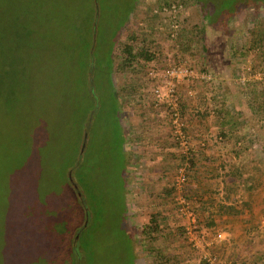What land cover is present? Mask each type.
Here are the masks:
<instances>
[{"label":"rangeland","instance_id":"1","mask_svg":"<svg viewBox=\"0 0 264 264\" xmlns=\"http://www.w3.org/2000/svg\"><path fill=\"white\" fill-rule=\"evenodd\" d=\"M98 2L100 5L105 3L107 8L104 14L107 23L101 29L108 43L104 40L97 48L90 69L83 76L76 71L83 60L76 32L80 27V16L90 8L91 1L13 2L17 7L21 6L20 12H15V6L10 13L11 27L17 26L18 31L12 45L18 48L16 55L27 59L25 68H22L27 74L23 88L27 109L25 119L17 120L22 125L15 128L10 127L13 118L9 113L0 112V264H55L52 245L55 227L60 216L65 218L67 213L73 215L76 206L75 203L72 205L66 182L58 184L59 175L52 171L46 178L45 174L42 175L41 166L58 163L61 170L65 165L60 154L64 150L72 155L77 128L67 125L76 119L85 125V141L80 143V152L88 149L95 161L97 156L103 157V149L106 152L107 160L99 167L102 172L101 186L107 180L101 206L106 204L105 198L116 196L118 199L119 194L111 190L109 181L118 184L120 178L116 177L117 171L128 164L124 167L128 178L120 183L125 181L127 210L124 222L133 238L135 255L133 259L128 253L124 236L118 231V222L115 225L117 219L113 218L105 232L95 233L93 239L91 236L88 240L87 247L90 251L95 250L92 254L86 252L87 264H159L158 255L177 257L178 261L170 264H212L207 259L214 257L216 264H264V238L259 241L257 232L250 233L245 228V224L250 222L241 218L239 222H231V225L224 221L217 226L211 216L215 201H227L226 198L230 200L233 196L234 210H244L247 209L242 200L244 197L252 194L264 196V0H218L216 12L214 0H206L207 4L200 0H183L184 9L179 21L184 30H179L176 37H171L169 32L174 15L160 9V0ZM8 3V0H0L4 6ZM130 6L132 9L129 11L126 8ZM210 6H214L211 9L213 22H209L206 15ZM127 12V20L115 37L112 34L114 28L111 29L108 24L111 25L112 21L118 23L117 17H123ZM15 16L16 25L13 24ZM130 34L138 36L131 51L127 48L131 43ZM148 39L157 42L150 44ZM109 49L114 63L111 74L119 92L118 103L110 96L113 92L106 76L112 71ZM134 54L139 55V62L145 65L139 74L144 86L139 101L122 94V86L126 85V81L131 82L133 75L124 78L125 74L119 73V63ZM179 63L188 66L192 70L191 75L170 77L168 72ZM83 79L93 81L99 99L90 94L91 86L85 89ZM170 83L175 86L173 97ZM156 89L160 90V99ZM170 98L177 104L175 108L183 122L186 143L177 139L173 125L174 143L165 151L168 156L164 159L155 144L141 152L140 148L144 145H139V136L134 130L142 122L143 114L150 109H156L159 118L172 117L174 108ZM91 99H94L93 103ZM222 103L231 112L237 126L236 135H231L228 141L223 139V131L220 132V124L216 121L215 110ZM183 104H187L191 111L184 113ZM210 108L208 118L193 113L199 110L202 114ZM85 112L90 114L86 119L83 116ZM23 124L26 131H19ZM128 124L132 132L126 128ZM24 132L27 134L26 145L23 139L20 141ZM205 134L207 137H203ZM151 135L143 140L153 142ZM169 138L171 140L170 136L167 140ZM218 141L229 145L227 155L212 152ZM19 142L26 148L30 146L27 152L32 156L17 170L12 169L16 164L11 165L6 152ZM132 154L138 156L133 158ZM188 154L190 159L191 156L196 157L194 167L183 159ZM222 161L229 164L228 169L241 166V175L230 178L224 175V168L220 176L223 187L219 192L208 193V190L199 189L197 175L201 182H205L203 179L214 181L209 173ZM170 163L174 166L170 167ZM164 164L167 170L164 169L166 174L162 176L161 167L164 168ZM201 164H205L206 168L197 174ZM39 173L43 180L39 179ZM159 175L162 176L159 179L162 185L156 182ZM31 176L35 177L34 180L30 179ZM70 176L75 183L73 175ZM183 176L184 185L181 184ZM168 181L175 185L176 190L170 187L165 193L161 188ZM228 181L239 186L233 190L225 185ZM246 182L251 183L249 187ZM52 184L62 195L54 196V191L47 193ZM96 185L98 183L94 182L93 187ZM159 195L164 198L162 202H159ZM202 201H206L208 209L200 204ZM119 211L116 207L114 215L117 218ZM157 211L161 213L159 240L151 241L143 226ZM261 221L264 223V218ZM233 227H243V233L237 237L229 230ZM218 233H223V239L217 238ZM238 238L242 241L235 248Z\"/></svg>","mask_w":264,"mask_h":264},{"label":"trees","instance_id":"2","mask_svg":"<svg viewBox=\"0 0 264 264\" xmlns=\"http://www.w3.org/2000/svg\"><path fill=\"white\" fill-rule=\"evenodd\" d=\"M9 3L8 5L4 6L3 4H0V112L4 111V113H9V116L13 118L11 126L14 127L18 126L20 127L22 123L18 122L17 120H24L26 117V109H25V92L23 91L24 88V83L26 81V76L27 74L23 71L25 68V63L27 62V59L24 57H21L20 55H16L15 50L18 48L14 47L12 45L14 40V36L18 33L16 32V27H11V15L10 11L12 8H15V12H20L21 6L18 5H13L14 0H8ZM91 1V6L90 8L84 10L82 12V16H80V27L77 29V45H78V50H83L81 52L82 54V61H80V66L78 68L82 76L87 74L88 69H90V65L93 62L95 52H97V48L101 46L104 42L108 43L107 37L105 35L104 37V31L103 28L101 27L107 23V19L104 17L105 10L107 11L105 3L98 2V0H90ZM177 0H160L159 2V7L162 10L164 7H169L172 3H174ZM183 1V0H179ZM205 2L206 0H200V2ZM215 3V9L214 6H210V8L207 11V16L209 19V22L214 21L213 15H211V9H214L215 12L217 11V6L219 4L218 0H214ZM183 3V2H182ZM217 3V4H216ZM212 5V4H210ZM241 7V5H240ZM127 10H131L132 7H127ZM128 11V12H129ZM128 12L123 16V17H117L118 23L116 21H112L110 28L113 29L114 31L112 34H115V37L118 34V31L122 27V25L125 23L127 20ZM17 17L15 16L13 19V24L16 25L17 23ZM109 22V21H108ZM169 27V26H168ZM184 26H182V30ZM180 29V30H181ZM114 37V40H115ZM130 39V45H128V50L131 51L134 48L133 43L138 40V36L134 34H130L129 36ZM257 40V39H256ZM95 47H94V42ZM150 44H156V40H149L147 41ZM111 43V48H112ZM146 45L145 47H147ZM95 50H94V49ZM110 51V67L112 71H110V75H106L108 78V83L111 86V98L112 100L116 101L118 103V98H119V92L117 91L115 82H114V77L113 74V69H114V63L112 61L111 57V49ZM140 56L139 55H130L125 58L124 61L119 63V73L125 74L123 77L125 78L126 75H133L132 81L127 82L126 85L122 86V94L128 96H132V99L135 101H139L142 98L140 97V93L142 89L144 88L143 83L140 81V75L142 73L143 67L145 66L142 64L140 61ZM23 68V69H22ZM75 68V67H74ZM94 68V67H93ZM95 69V68H94ZM110 69V70H111ZM207 71V70H206ZM208 72V71H207ZM127 77V76H126ZM127 79V78H126ZM85 89L90 88V94L92 97H96V100L100 98L99 95L95 92V87L93 81L83 79ZM97 88V87H96ZM113 94V96H112ZM121 94V93H120ZM92 103L94 99L90 100ZM95 104V103H94ZM2 107H6V109H2ZM216 107V106H215ZM93 109V108H92ZM212 110H215L212 106ZM7 111V112H6ZM182 111L184 113L191 111L188 108L187 104L182 105ZM205 111V110H204ZM203 111L202 114H200L199 110L194 111L193 113L201 115L203 118H208L210 115V110H206L205 112ZM215 113H217L218 118H222L221 124L223 128L226 130L229 129L233 122L232 114L230 111L225 109V104H221L220 108H216ZM79 115V114H76ZM90 114L85 112L84 117H88ZM14 117H17L16 119ZM76 118V116H75ZM79 120V119H78ZM77 119L72 123L67 126H73L72 129H76V140L74 143H72V148H74L72 155L69 154V152L65 153L64 150H62L60 157L66 162L63 163L61 167V170L58 166H60L58 163H50L48 165H42L41 170H42V175L45 174V177L47 178L50 175V172L52 171L55 174L59 175V182L60 184L62 181L66 182L67 187H69L70 192H71V201L72 205L75 203L76 209L73 213L71 214H66V217H61L60 216V221L59 224L55 227L56 234L54 237H52V245L54 249L53 253V258L55 261V264H87L86 257L87 253L92 254V250L87 247L89 244L88 240L90 237L93 236L94 234L102 231H106L107 225L111 222V220L117 219L115 222V225L117 224L118 226V231L121 232L122 237L124 236L125 242L128 247V253L131 254V257L133 259L135 258L134 251H133V238L131 237L130 233L127 230L126 224L124 222L125 214H126V193L124 192L125 189V181L122 182L124 179L128 178V175H126V171L124 170V167H120V169L117 171L116 177L120 178V182L118 184L113 183L111 181V190L114 192H117L119 194L118 199L116 200V196H111V198H105L106 204L103 206L102 202L100 203L101 197H104L103 193L104 192V187L107 185V180L103 182V185L101 186V178H102V172L99 167L102 165V163H105L107 160V156L105 157L106 152H104L103 149V157L101 155L97 156V159L95 161L94 157L91 158L90 154L88 153V149L84 151V153L80 152V143L81 141H85L84 139V129L85 125L83 121H78ZM79 123V125H77ZM82 124V126H80ZM65 126V125H64ZM21 130L26 131V126L23 124V127H21ZM1 132V131H0ZM229 132L228 131H223V139L226 141L229 140ZM21 135V134H20ZM23 137L20 139V141H24L25 145L27 144V134L22 135ZM126 140L128 141V136H126ZM126 144V142H125ZM124 144V145H125ZM121 147V151L124 150L123 146ZM30 148V146L28 147ZM26 146H22V143L19 145L15 144L13 146V149L11 151L6 152L7 157L10 160V163L12 165L16 164L15 167L12 169H17L20 170L22 165L27 162L29 158H31L32 154L27 152ZM32 148V147H31ZM127 150V149H126ZM14 151V152H13ZM5 155L6 153L3 152ZM27 153V154H25ZM35 155V154H33ZM189 155V156H188ZM184 155L183 159L187 160L189 162L190 167H194L196 165V157L191 156L190 159V154ZM110 157V156H109ZM8 160V161H9ZM15 160L16 162H13ZM122 162V161H121ZM127 164V163H126ZM58 165V166H57ZM229 167V164H226V162H222L221 166ZM120 166V165H119ZM126 166V165H124ZM238 168H230L227 172H225L224 175L226 176H231L235 177L238 175H241V166H237ZM97 168V169H96ZM53 169H57L56 171H53ZM244 169V168H243ZM122 171V172H121ZM73 175L75 179V183H73L71 180V176ZM189 176V174H187ZM56 176V175H55ZM34 176H31L30 179L34 180ZM107 179V177H105ZM109 178V176H108ZM39 179L43 180V177H41L39 173ZM65 179V180H64ZM94 182H97L98 185L93 187ZM120 183V184H119ZM123 187V188H122ZM50 189L47 191L53 192L54 196H58L57 194H61V191H57L58 189L52 184V187H49ZM103 188V190H102ZM172 189L175 191L176 187L175 185L172 186ZM207 192V190L205 191ZM204 194V193H203ZM64 195V192H63ZM114 197V198H113ZM200 204L205 206V209H208L206 207L207 203L202 201ZM74 207V206H73ZM118 208L120 211V216L117 218L115 214V208ZM221 210V208H218ZM215 210L211 212V216L215 217L219 211ZM223 210V209H222ZM154 216L150 219V222L148 224H145L143 226V231L144 233L151 238V241H158L159 236L158 234L160 233V228H161V222H160V217L161 213L159 211L156 212V214H153ZM103 221V222H101ZM212 224V223H211ZM155 234V235H154ZM5 250V249H4ZM176 258V259H175ZM82 259V260H81ZM84 259V262H82ZM157 260L159 261V264H170L172 261H178L177 257L171 256L167 258L166 256L163 255H158ZM163 260V261H162ZM90 262V259H89Z\"/></svg>","mask_w":264,"mask_h":264},{"label":"crops","instance_id":"3","mask_svg":"<svg viewBox=\"0 0 264 264\" xmlns=\"http://www.w3.org/2000/svg\"><path fill=\"white\" fill-rule=\"evenodd\" d=\"M157 106L158 105H156V107ZM160 106H161V104H160ZM156 112H157L156 109H155V111H152L150 109L149 112L144 113L142 122H140L139 124H137L135 126L134 131L136 132V135L139 136V139H138L139 145H142V144L144 145V146H141V148L139 146L140 151L143 150L145 147L147 148V147L151 146V144H155V147L156 148L158 147L157 150L161 152L160 155L163 156L164 159H167V156H168L167 153L168 152H165V151H167L169 149L170 144L172 145L174 143L172 140V139H174L173 120H172L171 116H166V118L164 117V119L159 118V115L156 114ZM145 120H147V121H145ZM164 120H166V121H164ZM216 121L218 122V124H220V128H219L220 132L221 131H228L229 132L228 135L230 137H232L231 135L236 133V132H234L235 129L237 128L236 124H234L235 120H233L232 124H230L231 125L230 130L229 129L226 130L225 128H223V126L221 124L222 118L217 117ZM156 122H161V124L156 123ZM164 122L166 123V125L164 124ZM129 125L130 124H128V126H126V128L130 132H132V130L129 129L130 128ZM217 127H218V125H217ZM146 128H149V129H146ZM168 133H169V135H167ZM148 134H149V136L152 134L151 138H153V142L150 139H144L143 140V138H145V136H148ZM169 136L171 137V140H170V138H169V140H167V137H169ZM203 137H207V134H205ZM221 138H222V136H221ZM136 143H138V142H135V144ZM228 150H229V145L227 143L218 141V144L215 145L212 152L217 154V155H220V156H225L228 154ZM249 150L251 151L250 147H249ZM132 155H133V158H136L138 156L136 154H132ZM171 155H173V154H171ZM126 165H128V164H126ZM201 165L202 166H200L197 174L202 172L201 169L206 168L205 164H201ZM162 166L164 168L161 167V170H162L161 175L164 176L166 174V173H164V169L167 170V165L164 164ZM171 166H174V165L172 163H170V167ZM224 168H225L226 172L229 170L227 166L223 167L221 165L219 167L216 166V167L211 168V172L209 173V175H211L213 177V178H211L212 180H214L212 182H208V180H205V179H203V181H205V182H201L200 179H198L199 176L197 175V184H196L197 187L199 189L208 190V193H212V191H215V193L219 192L221 190V187H223V184H222L223 180L221 179L220 176L222 175ZM159 176H158V181L156 180V182L158 183V185H162V182L159 181V179L162 178V176H160V177ZM202 177H204V176H202ZM230 178H232V177L230 176ZM255 181L257 182V180H253V182H255ZM201 183H203V184L201 185ZM246 183H245V185H247L248 187L251 184L250 182H249V184L248 183L246 184ZM225 185H228L229 187L234 188L233 190H236L237 188H235V187L239 186V184H237L236 182L233 183L232 181H228V183L225 182ZM172 186H173V184H171V181H168V184L166 183L161 189L165 190L164 192L167 193V189H169ZM160 195L163 196L165 194H160ZM160 195H159V202H162L164 200V198L161 197ZM262 197H264V196L254 195V194H252L250 197H247V196L244 197L242 200L247 206V209H244V210H242L241 208H240V210H234V208L232 206V202H231L234 199L233 196L230 197V200H229V197L226 198V199H228L227 201H229V205H228V202L225 201L224 199L215 201L213 208L215 210H217L218 208H221V210L218 209L219 213H217V215L215 217H213L215 219V221L217 222L216 225L217 226L219 224L222 225V223L224 221L228 222V225H231V222H233V221L239 222V220L241 218H244L245 222L246 221L250 222L249 224L248 223L245 224V228L248 229L250 231V233H251V231L255 232V233L257 232L258 233L257 238L260 241V239L264 238V232L262 233L264 223H261L262 222L261 219L264 218V198H262ZM215 210H213V211H215ZM255 221H256V224H255ZM243 229H244L243 227H241L240 229L237 227H235V228L233 227L232 229H229V230L234 232L235 235L238 237L243 233ZM259 229H262V230L259 231ZM241 241H242L241 238L237 239V243H235V248H237V246L240 244ZM253 246L256 247L255 244ZM246 247H247V245H246ZM250 252H252V251H250Z\"/></svg>","mask_w":264,"mask_h":264},{"label":"built area","instance_id":"4","mask_svg":"<svg viewBox=\"0 0 264 264\" xmlns=\"http://www.w3.org/2000/svg\"><path fill=\"white\" fill-rule=\"evenodd\" d=\"M184 9V4L181 2V1H177V2H174L172 3L169 7H164L162 9V11H170L173 15H174V19L170 22V35L171 37H176V34L178 33V31L182 28V23L180 20V16H182L181 12L183 11ZM192 73V70L184 65V64H175L172 66V68L170 69V71L168 72V75L172 78L174 77H185V76H189L191 75ZM169 87H170V91H171V97H173V94L172 92L174 91V84H169ZM156 95L157 97L160 99V90L159 89H156ZM171 99V102L170 104H172L173 108H174V112H173V116H172V120H173V125L175 127V135L177 136V139H181L182 142L185 140L186 138V135L184 134V131H183V122H182V119H181V116H180V113L178 112V109L175 108V106L177 105L175 102H173V99ZM175 104V105H174ZM185 143H186V140H185ZM184 182H185V177L183 176L182 180H181V184L184 185ZM219 237V238H218ZM217 238L218 239H223V233H218L217 235ZM208 262H211L212 264H216L215 261H216V257L214 258H208L207 259Z\"/></svg>","mask_w":264,"mask_h":264}]
</instances>
